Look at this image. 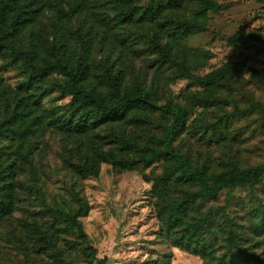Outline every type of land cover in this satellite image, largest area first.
Instances as JSON below:
<instances>
[{
    "label": "rangeland",
    "instance_id": "374dc122",
    "mask_svg": "<svg viewBox=\"0 0 264 264\" xmlns=\"http://www.w3.org/2000/svg\"><path fill=\"white\" fill-rule=\"evenodd\" d=\"M31 1L37 2L34 23L26 36H19L20 42H27L30 36L46 45L67 40L70 47L76 46L70 51L72 58L82 55L91 60L88 86L104 90L106 64L119 72L124 86L141 84L157 91L164 101L186 106L191 120L198 117V122L209 124L222 119L226 126L223 132L228 139L234 138L228 144L225 140L216 142V137L198 139L191 127L176 141L195 164L218 172L232 163L253 166L264 161V87L252 75L253 69L264 71V8L258 0H217L231 7L209 12L205 31L172 40L174 46L190 49L193 67L189 77L181 75L175 65L160 67L157 55L149 51L142 39L131 43L135 41L131 38L132 29L106 0H100L102 5H97L96 0H69L58 24L59 12L54 3ZM238 31V38H232ZM226 64L232 70L215 86L214 96L206 101L208 105L202 106L204 101L194 97L196 91L204 90L197 78ZM0 75L7 88L15 90L26 77L23 66L13 63L7 54L0 57ZM70 100V96L55 91L44 97L41 104L47 112L59 107L61 111ZM158 120H163L158 114L151 122L126 120L91 131L82 138H71L51 126L42 129L35 140L37 147L32 149V163L16 179L14 210L0 221V264H56L53 255L34 251L37 238L29 223L42 221V207L31 191L44 192L51 203L72 206L74 189L89 203L82 221L98 253L95 260L84 258L77 236L59 231L60 247L72 264H155L159 260L165 264H205L200 254L174 245L165 230L163 199L154 187L164 170L162 162L144 171H119L111 163L101 162L98 177H81L76 170L81 162V153L76 152L79 143L87 154H92L94 146L107 150L113 146L112 128L143 141L152 130L161 135L162 129L153 127ZM207 134H212L211 129ZM175 195L171 188L166 199ZM213 207L227 209L242 227V245L264 258V235L251 229L256 210L264 211V177L252 185L221 191L205 205L207 209ZM220 213L219 221L223 223ZM225 236L219 233L217 253L226 249Z\"/></svg>",
    "mask_w": 264,
    "mask_h": 264
},
{
    "label": "trees",
    "instance_id": "16d2710c",
    "mask_svg": "<svg viewBox=\"0 0 264 264\" xmlns=\"http://www.w3.org/2000/svg\"><path fill=\"white\" fill-rule=\"evenodd\" d=\"M69 0H42L58 7L57 24L61 22L63 7ZM97 5L100 0H96ZM114 13L132 29L131 38L137 43L142 39L151 53L157 55L160 67L175 65L180 74L191 76L193 64L188 48L177 47L172 40L185 38L206 30L209 12H221L231 4L217 0H106ZM264 8V0H258ZM35 3V4H34ZM37 2L31 0H1L0 2V57L8 55L13 63L21 64L25 79L17 90L7 88L0 75V221L10 215L15 206L18 174L32 163V149L36 146L38 133L52 127L73 138H82L91 131L112 127L116 123L130 120L134 123L151 122L155 114L163 120L159 126L161 135L155 130L145 140L132 138L126 132L110 129L113 146L104 149L94 146L92 154L81 150V162L76 170L81 177H98L101 162H108L119 171H144L156 162H162L163 173L155 180L162 204V218L165 230L174 245L200 254L205 264H264V258L242 245V227L234 222L223 207L205 208L206 203L225 189L252 185L264 177V161L253 166L232 163L218 171L210 172L206 165L198 166L188 153L176 145V141L188 130L195 128L198 139L215 141L228 139L222 119L209 124L191 120V111L172 100L164 101L157 91L141 84L124 86L119 72L106 68L104 90L88 86L91 75V60L79 55L70 56L67 40L60 39L52 45L40 44L30 36L27 42H20L19 36H26L34 23ZM34 7V8H33ZM238 31L232 38H238ZM129 37V36H128ZM130 39L127 38V41ZM72 46V45H71ZM232 67L228 64L198 77L204 88L196 91L194 97L206 101L214 96V88L228 77ZM60 75L61 79L57 76ZM252 75L264 87V71L253 69ZM60 91L71 100L60 111L42 107V99ZM50 113V114H49ZM232 117V116H230ZM171 121L165 123L164 121ZM199 128H196L198 127ZM209 129L212 134L208 135ZM171 188L176 195L166 199ZM40 200L42 221L29 223L37 238L34 251L51 254L56 264H72L66 252L60 247V232L77 236L82 256L90 261L97 259V249L92 245L85 230L82 217L89 211V203L80 191H71L72 206L48 201L46 194L32 190ZM221 212V213H220ZM219 213L224 217L221 223ZM46 218L50 222L44 220ZM252 231L264 235V211L257 209ZM226 234V249L217 253L219 233ZM238 258L239 260H236ZM159 262V263H158ZM155 264H165L157 261Z\"/></svg>",
    "mask_w": 264,
    "mask_h": 264
}]
</instances>
